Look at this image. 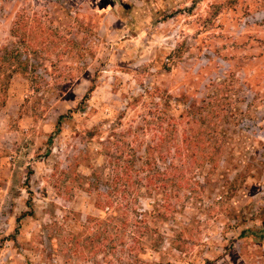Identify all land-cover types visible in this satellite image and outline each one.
Segmentation results:
<instances>
[{
    "label": "rangeland",
    "instance_id": "1",
    "mask_svg": "<svg viewBox=\"0 0 264 264\" xmlns=\"http://www.w3.org/2000/svg\"><path fill=\"white\" fill-rule=\"evenodd\" d=\"M151 102L219 104L229 164L130 263L92 183ZM0 170V264H264V0H0Z\"/></svg>",
    "mask_w": 264,
    "mask_h": 264
},
{
    "label": "trees",
    "instance_id": "2",
    "mask_svg": "<svg viewBox=\"0 0 264 264\" xmlns=\"http://www.w3.org/2000/svg\"><path fill=\"white\" fill-rule=\"evenodd\" d=\"M151 104L143 125H130L104 146L111 183L102 192L97 189L101 183H92L93 206L99 212L94 219L97 240H106L112 250L128 251L130 263L140 261L133 253L147 246L157 250L167 241L161 225L173 226L194 198L193 186L201 189L200 183L214 182L216 171L229 164L219 152L226 142L218 134L219 104L210 109L189 104L178 114L169 103ZM148 133V141L140 139Z\"/></svg>",
    "mask_w": 264,
    "mask_h": 264
},
{
    "label": "crops",
    "instance_id": "3",
    "mask_svg": "<svg viewBox=\"0 0 264 264\" xmlns=\"http://www.w3.org/2000/svg\"><path fill=\"white\" fill-rule=\"evenodd\" d=\"M0 172H1V170H0Z\"/></svg>",
    "mask_w": 264,
    "mask_h": 264
}]
</instances>
